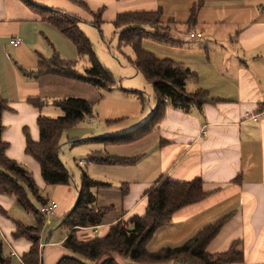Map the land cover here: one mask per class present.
<instances>
[{
	"label": "crops",
	"instance_id": "1",
	"mask_svg": "<svg viewBox=\"0 0 264 264\" xmlns=\"http://www.w3.org/2000/svg\"><path fill=\"white\" fill-rule=\"evenodd\" d=\"M33 1L50 9L58 6L48 0ZM83 1L93 12H97L100 6L107 7L102 14V20L106 21H114L121 12L162 9V21L166 27L163 33L171 38L168 41L171 45H166V51L159 50L161 54L155 53L197 72L189 91L203 88L219 98L215 104H207L202 110L193 109L188 114L168 108L157 132L159 143L161 139L169 143L160 145L155 165L151 172L147 170V176L125 182L129 183V192L122 201V209L127 213L144 212V193L165 171L177 181L200 176L205 190L211 193L202 202L176 212L171 222L155 233L149 251L182 245L205 225L233 213V218L210 243L207 251L211 254L224 252L233 241L242 239L243 264H264V0ZM200 2L203 6L198 22L189 31L186 22L190 10ZM64 5L61 8L67 12L92 21L79 5ZM169 19H174V23H168ZM190 32L202 33L198 45H185L189 41L185 36ZM15 37L22 39L18 46L11 44ZM67 39L25 1L0 0V94L11 108L3 115L5 130L2 138L9 144L7 155L30 165L42 186L44 181H41L39 164L25 154L23 128H29L34 141L40 139L38 109L28 100L43 98L44 78H47V85L52 79L49 76L33 79L19 68L35 71L39 61L50 58L55 51L65 60L76 61L77 49ZM58 99L61 98L53 101ZM250 115H256L257 121ZM134 166L138 170V163ZM238 175L242 177L241 184L232 182ZM104 180L111 183L108 175ZM50 192L48 203L57 202V213L64 216L74 203V188L55 186ZM15 205L11 198L0 194V241L3 255L11 264H24L21 257L30 250L31 243L13 238L14 220L33 225L36 218L32 224H27ZM108 230L109 224L81 229L78 237H101ZM66 235L50 242L51 234L47 245L42 241V246L46 245L43 264H55L65 253L61 244Z\"/></svg>",
	"mask_w": 264,
	"mask_h": 264
},
{
	"label": "trees",
	"instance_id": "2",
	"mask_svg": "<svg viewBox=\"0 0 264 264\" xmlns=\"http://www.w3.org/2000/svg\"><path fill=\"white\" fill-rule=\"evenodd\" d=\"M23 1L32 9L42 13L44 21L54 25L68 38L75 45L79 56L76 61L65 60L55 51L50 58L41 59L35 71L19 68L25 75L33 79L58 76L87 84L99 90L108 91L115 87L114 75L98 61L91 41L79 28V22H87V20L61 9L39 6L33 0ZM76 2L91 14L92 21L90 23L100 30L101 24L104 22L102 10L93 12L84 1ZM202 6L203 4L200 2L191 8L186 22L187 30L190 31L196 26ZM163 16L164 11L158 9L155 11L121 12L114 19L113 25L116 29H120L119 46H131L134 58H130V63L152 85L155 94V107H152V117L135 131L117 137H101L93 140L107 142L113 146L133 144L159 130V125L168 108L188 114L193 109L202 110L205 105L215 104L219 101V98L212 97L210 92L203 88L188 92L186 81L190 77L196 78V73L171 58H158L143 47L142 39L147 33V28L155 30L154 37L160 41L171 40L162 32L166 29L162 21ZM168 23H174V19H169ZM86 60L89 62V66L84 71H79L77 68L79 62ZM28 102L39 110L37 125L40 139L34 141L29 128L24 127L25 153L39 164L45 184L54 187L71 186L77 192L75 203L72 204L60 223L61 228L67 233L61 244L65 253L55 264L245 263L242 239L233 241L224 252L211 254L207 251L210 243L233 218V213L205 225L182 245L149 251L148 246L155 233L167 226L176 212L202 202L211 194L205 190L203 178L198 176L189 181H177L171 178L168 171H165L144 193V212L142 214L127 213L122 209L116 219L109 221V216L117 210V207L114 204L99 205L98 192L101 189L109 190L112 187L111 183L94 180L83 170L78 185L74 180V175L62 162L59 155L63 135L82 123L87 117L94 116V102L76 97L55 100L54 104L63 111V115L57 118L42 114V109L47 101L41 96L29 98ZM10 110L9 102L3 99L0 94V194L11 196L26 212L36 218L33 225H25L14 220L16 230L12 235L14 239L22 238L31 243L30 250L21 257L24 264H43L44 246L46 247L49 243V238L46 240L42 238L45 222L41 208L47 205L48 201L40 196L41 190L33 173L7 155L9 144L2 138L5 130L3 115ZM168 143L169 141L165 139L160 140L161 146ZM140 158L141 156H123L99 150L89 154L87 160L99 165L127 167L136 165ZM232 182L241 184V175H238ZM128 192L129 183H123L120 188L121 208L122 201ZM30 194L41 198L40 208L37 209L33 204ZM105 224H109V230L104 236L90 239L78 237V231L81 229L95 228ZM42 241L46 245L41 247ZM0 264H11L10 259L3 255L1 241Z\"/></svg>",
	"mask_w": 264,
	"mask_h": 264
},
{
	"label": "rangeland",
	"instance_id": "3",
	"mask_svg": "<svg viewBox=\"0 0 264 264\" xmlns=\"http://www.w3.org/2000/svg\"><path fill=\"white\" fill-rule=\"evenodd\" d=\"M76 1L78 0H48L50 3L58 4L56 8L62 10H65L61 8V6H65L64 3L77 4ZM103 9L105 11L107 7L100 6L98 11L102 10L104 14ZM87 13L91 16L89 12ZM78 25L80 30L91 41L93 51L96 54L98 61L114 75L116 85L113 89L108 91L99 90L87 84L58 76H49V78L52 79V82L49 85H47V78H44L46 86L43 99H47V103L42 109V114L51 118H57L63 115L62 109L54 104L53 100L55 98L62 99L66 97H76L94 102V116L87 117L82 123L70 129L63 135L59 155L62 162L74 175V180L78 185L80 184L83 170L89 177L97 181L103 180L106 182L104 178L107 175L111 178L110 182L112 187L109 190L101 189L97 192L99 194V205H116L117 210H115L108 218L109 221H112L119 216L122 210L120 206L122 199L120 196V188L122 187V184L125 183L127 179H143L147 176V170L151 172L152 167L155 165L154 159L157 158V152L160 147L158 132L154 131L144 139L128 145L113 146L107 142H99L93 139L126 135L145 125L152 117V114L150 115L149 112L152 107H155V94L152 85L142 74L137 72L134 66L130 63V58H134L131 46H119L120 29L115 28L113 21L104 20L101 24L100 30L88 21H81ZM146 30L147 33L142 39L143 47L158 57L155 52L161 54V51L159 50L166 51L164 49L166 45L171 44L155 38V30L151 28H147ZM163 31H165V29L162 30V32ZM199 39L201 38L189 40L185 45H198L200 43ZM67 40L74 45L69 39ZM75 59H79L78 54ZM88 66L89 62L86 60L79 62L77 68L79 71H84ZM196 67L197 65H195V68ZM192 71L196 72L195 70ZM191 84H194L192 77L188 78L186 81V90L188 92H194L189 91L191 90L189 89ZM211 96L217 98L214 95ZM99 150L110 151L111 153L115 152L116 154L123 156H141L139 159L140 163L138 161V170H136V166H130L128 168L106 167L104 165L89 162L87 160L89 154ZM26 156L30 157L27 154ZM18 163L22 164L33 173V169L30 165L24 163V161H18ZM33 175L37 181L34 173ZM41 181L43 182L42 178ZM36 183L41 190L40 196L46 200L51 199L50 191L54 186L47 185L44 182L43 186L40 185L38 181ZM7 197L14 201L16 204L15 207H17L18 211H20L25 218L24 222L32 224L35 217L26 212L16 200H14V198L11 196ZM76 198L77 192L75 191L74 203ZM30 199L37 209L41 207V198L30 194ZM62 218L63 215H59L58 213L55 215H44L45 226L42 234L43 240L48 239L50 237L49 235L52 234L53 238L50 242L58 241L67 234L60 226ZM6 247L10 249L9 244H6ZM124 264H126V262Z\"/></svg>",
	"mask_w": 264,
	"mask_h": 264
},
{
	"label": "built area",
	"instance_id": "4",
	"mask_svg": "<svg viewBox=\"0 0 264 264\" xmlns=\"http://www.w3.org/2000/svg\"><path fill=\"white\" fill-rule=\"evenodd\" d=\"M202 36H203L202 33L191 32L185 36V39L191 40L194 38H202ZM21 43H22V39L19 37H15L11 41V44L14 46H18ZM250 116L254 121H257L258 118L256 117V115H250ZM57 209H58V204L56 202H50L49 204L42 206L41 212L43 215H55ZM41 247H42V244H41ZM13 255L17 256L16 253H13Z\"/></svg>",
	"mask_w": 264,
	"mask_h": 264
}]
</instances>
